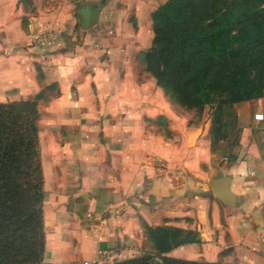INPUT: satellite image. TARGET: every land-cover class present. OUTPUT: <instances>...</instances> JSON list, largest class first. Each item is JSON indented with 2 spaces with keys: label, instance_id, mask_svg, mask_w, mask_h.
<instances>
[{
  "label": "crops",
  "instance_id": "1",
  "mask_svg": "<svg viewBox=\"0 0 264 264\" xmlns=\"http://www.w3.org/2000/svg\"><path fill=\"white\" fill-rule=\"evenodd\" d=\"M56 1L58 10L13 24L0 11V103L36 100L40 113L44 263L97 264L105 250L110 263L140 258L155 253L147 230L168 227L200 241L166 257L264 264V97L235 105L237 160L217 172L210 125L175 122L142 60L151 14L167 0H85L93 7L78 11V0ZM34 28L53 38L34 44ZM167 119L180 150L158 132ZM223 177L232 204L211 187Z\"/></svg>",
  "mask_w": 264,
  "mask_h": 264
},
{
  "label": "trees",
  "instance_id": "2",
  "mask_svg": "<svg viewBox=\"0 0 264 264\" xmlns=\"http://www.w3.org/2000/svg\"><path fill=\"white\" fill-rule=\"evenodd\" d=\"M81 3L78 0L77 4ZM151 19L154 37L152 47L144 53L146 69L170 99L199 109L218 103L231 114L232 105L262 98L264 0H168L151 14ZM239 66L257 73L247 76L246 72L242 77L237 70ZM36 102L10 103L28 105L35 114L30 120L18 114L11 126L5 127L0 116V183L16 184L13 173L21 172L27 178L38 175L37 200L43 204ZM7 108L8 103H0V111ZM232 114L236 118L235 109ZM238 143L239 138V148ZM236 160L237 154L230 162ZM25 198V195L5 194L6 200L0 201V236L11 233L13 238L16 233L25 239L36 231L37 223L43 228V205L41 210L33 205L21 207ZM147 234L155 253L114 264H153L156 258L161 264H209L165 256L182 245L198 243L200 238L194 232L161 227L149 229ZM42 238L39 253L34 250L27 261L16 264H45L44 235Z\"/></svg>",
  "mask_w": 264,
  "mask_h": 264
},
{
  "label": "rangeland",
  "instance_id": "3",
  "mask_svg": "<svg viewBox=\"0 0 264 264\" xmlns=\"http://www.w3.org/2000/svg\"><path fill=\"white\" fill-rule=\"evenodd\" d=\"M168 1V0H167ZM62 2V0H61ZM85 2V0H82ZM166 3V2H165ZM164 3H161V5ZM69 7L70 4L67 2ZM79 5L77 4L74 9L78 11ZM160 5V6H161ZM42 6L44 11L46 12H54L61 7L60 2L56 0H47L44 5L36 3L34 0H0V11L6 14V20L11 22V24L16 23L17 21L22 20V18H26V16H31L33 14H39V10H42ZM54 8V9H53ZM48 29L42 28H34L30 29L31 33H37ZM154 37V35H153ZM152 47V45H151ZM150 47V48H151ZM149 48V49H150ZM142 60L144 62L145 70L147 63L145 62V56L143 54ZM238 72H241V76L243 77L246 73L247 76L251 73V76L256 75L257 71H251V69L245 70L243 66H239L237 68ZM148 78L153 79L150 73L147 71ZM154 80V79H153ZM44 92V91H43ZM164 92V91H163ZM165 94V93H164ZM165 96L171 101L173 105V118H176L175 122L179 123L182 127L189 128H197L209 127V139L211 140V152H212V162L213 168L215 171L225 170L228 168V165L231 163V158L237 154L238 147L237 142L240 134V129L238 127L237 119L233 116V109L235 105H232L231 114L228 112L227 108H221L218 103H213L210 105L204 106L202 109L198 107L188 108L182 106L177 101L170 99L168 95ZM264 97V89L262 93V98ZM226 99H228L226 97ZM36 102V100H33ZM30 101V102H33ZM16 102V101H13ZM10 102V103H13ZM248 102V101H244ZM8 103V108L5 111H0V116L3 118L4 126L10 127L11 123L18 117V114H21L26 119L35 118V114L31 112L30 107L26 104L13 105ZM37 110L38 116L40 118L38 102ZM221 109L220 111H218ZM166 119V118H165ZM161 132V135L167 141L168 147L171 148V151H176L181 149V141L176 140V135H180L176 133V130L172 128V122L168 119L165 120V123H162L159 126L158 132ZM206 133V132H205ZM207 134V135H208ZM207 137V136H206ZM225 158L228 160V165H225ZM38 176V175H37ZM37 176L32 175L31 178H27L23 173H13V179L16 184L8 183H0V201L4 202V195H25L26 198L22 200L21 207L26 206H34L36 209H40L43 204H40L39 200H37V193L40 190V182L37 181ZM14 204L12 203L11 206ZM1 209V207H0ZM20 212V211H19ZM43 219V217H42ZM41 220V216H38V221ZM11 233H7L3 236H0V264H16L21 262L22 260L27 261V259L31 256L29 253H34V250H37L39 253L41 249V244L43 242L42 236L44 235L45 242V225L43 220V228L40 229L38 223L36 226V231H33L31 235H28L27 238L23 239L20 235H16L14 233V237H10ZM36 248V249H34ZM33 256V255H32ZM126 261V260H124ZM123 262V261H120ZM115 262V263H120ZM201 262V261H199ZM110 263V262H109ZM99 264V262H97ZM114 264V263H110Z\"/></svg>",
  "mask_w": 264,
  "mask_h": 264
},
{
  "label": "water",
  "instance_id": "4",
  "mask_svg": "<svg viewBox=\"0 0 264 264\" xmlns=\"http://www.w3.org/2000/svg\"><path fill=\"white\" fill-rule=\"evenodd\" d=\"M92 5H93V3L89 2V1H85V2L80 4L79 8L81 10H83V9H87V8L93 7ZM93 12H95V11H93ZM95 18H96V16L94 14H91V15L89 14V16L87 18L88 24H87L86 28L92 27V25L94 24V22L96 20ZM228 181H229L228 177H223V178L211 180L210 184H211V187H212L213 191L215 192V195L223 203L232 204L230 201H227V199H225L226 198L225 188H227L226 186L228 184ZM157 263H159L157 260L153 261V264H157Z\"/></svg>",
  "mask_w": 264,
  "mask_h": 264
},
{
  "label": "built area",
  "instance_id": "5",
  "mask_svg": "<svg viewBox=\"0 0 264 264\" xmlns=\"http://www.w3.org/2000/svg\"><path fill=\"white\" fill-rule=\"evenodd\" d=\"M53 38V32L50 30H44L37 33H32V41L36 45H45L48 40ZM99 264H110L111 258L115 255L113 251H99Z\"/></svg>",
  "mask_w": 264,
  "mask_h": 264
}]
</instances>
